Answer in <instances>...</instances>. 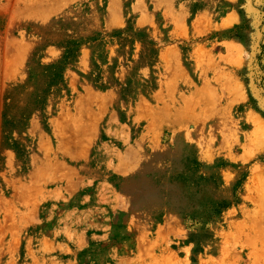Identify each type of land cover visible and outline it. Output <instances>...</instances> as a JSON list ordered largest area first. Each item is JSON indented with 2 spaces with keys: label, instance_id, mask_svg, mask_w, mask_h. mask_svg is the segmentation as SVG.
I'll use <instances>...</instances> for the list:
<instances>
[{
  "label": "rangeland",
  "instance_id": "374dc122",
  "mask_svg": "<svg viewBox=\"0 0 264 264\" xmlns=\"http://www.w3.org/2000/svg\"><path fill=\"white\" fill-rule=\"evenodd\" d=\"M0 264H264V0H0Z\"/></svg>",
  "mask_w": 264,
  "mask_h": 264
}]
</instances>
